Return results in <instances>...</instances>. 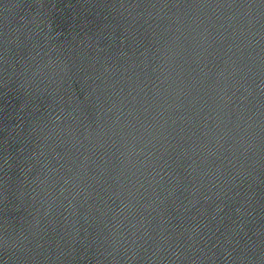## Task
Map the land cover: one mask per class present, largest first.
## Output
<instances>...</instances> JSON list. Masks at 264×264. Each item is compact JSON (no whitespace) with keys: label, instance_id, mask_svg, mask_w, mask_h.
I'll list each match as a JSON object with an SVG mask.
<instances>
[{"label":"water","instance_id":"obj_1","mask_svg":"<svg viewBox=\"0 0 264 264\" xmlns=\"http://www.w3.org/2000/svg\"><path fill=\"white\" fill-rule=\"evenodd\" d=\"M0 264H264V0H0Z\"/></svg>","mask_w":264,"mask_h":264}]
</instances>
